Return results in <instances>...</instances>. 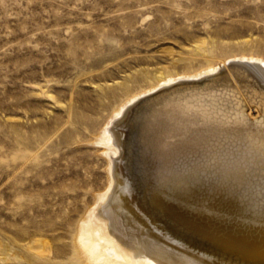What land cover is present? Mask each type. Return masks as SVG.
I'll list each match as a JSON object with an SVG mask.
<instances>
[{
    "label": "rangeland",
    "instance_id": "374dc122",
    "mask_svg": "<svg viewBox=\"0 0 264 264\" xmlns=\"http://www.w3.org/2000/svg\"><path fill=\"white\" fill-rule=\"evenodd\" d=\"M203 53L264 61V0H0V264H80L108 181L89 139L148 74Z\"/></svg>",
    "mask_w": 264,
    "mask_h": 264
},
{
    "label": "bare ground",
    "instance_id": "6f19581e",
    "mask_svg": "<svg viewBox=\"0 0 264 264\" xmlns=\"http://www.w3.org/2000/svg\"><path fill=\"white\" fill-rule=\"evenodd\" d=\"M203 57L148 74L89 139L108 181L76 228L80 264H264V61Z\"/></svg>",
    "mask_w": 264,
    "mask_h": 264
}]
</instances>
